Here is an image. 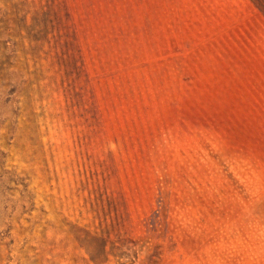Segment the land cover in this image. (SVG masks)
Wrapping results in <instances>:
<instances>
[{
	"label": "rangeland",
	"instance_id": "1",
	"mask_svg": "<svg viewBox=\"0 0 264 264\" xmlns=\"http://www.w3.org/2000/svg\"><path fill=\"white\" fill-rule=\"evenodd\" d=\"M0 264H264V0H0Z\"/></svg>",
	"mask_w": 264,
	"mask_h": 264
}]
</instances>
